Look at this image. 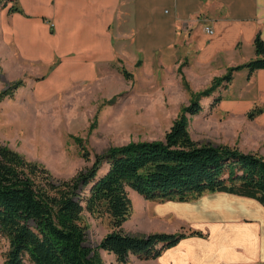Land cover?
Wrapping results in <instances>:
<instances>
[{
	"label": "rangeland",
	"instance_id": "1",
	"mask_svg": "<svg viewBox=\"0 0 264 264\" xmlns=\"http://www.w3.org/2000/svg\"><path fill=\"white\" fill-rule=\"evenodd\" d=\"M1 12L0 90L10 86L12 93L0 101V141L45 165L57 178L69 177L89 166L94 154L109 146L163 138L182 106L234 65L224 69L215 62L195 65L188 60L191 51L169 48L145 59L139 55L131 61L118 58L107 67L97 68L90 78L53 83L46 76L53 69L50 62L22 59L18 46L5 39L8 22ZM120 67L130 76L124 75ZM246 71V67L237 69L226 87L222 84L208 96L199 95L201 110L188 115L187 127L200 142L228 143L264 156L260 152L264 151V124L256 121V114L248 115L258 105L240 113L219 102L211 103L218 93L221 103L243 91L253 96L250 86H244ZM129 196L132 211L122 224L124 230L145 234L194 229L175 213L174 204L183 205L189 200L147 199L132 188ZM81 217L87 227L86 243L97 247L101 237L111 230L109 217L85 209ZM7 247V240L0 236V264ZM98 250L103 264H151V258L139 259L132 254L119 262L113 253ZM24 259L23 264H32Z\"/></svg>",
	"mask_w": 264,
	"mask_h": 264
},
{
	"label": "trees",
	"instance_id": "2",
	"mask_svg": "<svg viewBox=\"0 0 264 264\" xmlns=\"http://www.w3.org/2000/svg\"><path fill=\"white\" fill-rule=\"evenodd\" d=\"M8 11H20L17 0H0ZM254 56L230 65L210 85L182 106L161 139L130 140L94 154L92 163L69 177H54L36 160L25 157L0 141V236L8 243L2 264H103L99 248L119 262L129 255L139 259L158 256L199 229L130 233L122 224L132 211L129 188L144 198L190 200L203 193L225 191L253 197L264 205V156L228 143L194 139L188 115L201 110L199 95L208 96L217 86L230 83L237 69L249 75L264 67V39L253 37ZM121 72L129 77L123 67ZM0 90V101L10 95ZM220 94L213 97L215 104ZM262 110L257 106L251 117ZM88 158V153L84 152ZM107 215L111 230L97 247L86 243L81 213ZM98 248V249H97Z\"/></svg>",
	"mask_w": 264,
	"mask_h": 264
},
{
	"label": "crops",
	"instance_id": "3",
	"mask_svg": "<svg viewBox=\"0 0 264 264\" xmlns=\"http://www.w3.org/2000/svg\"><path fill=\"white\" fill-rule=\"evenodd\" d=\"M17 2L20 11H8L10 2L0 5L8 22L5 39L18 46L22 59L50 62L46 76L53 83L90 78L118 58L145 59L169 48L191 51L188 60L195 65L215 62L224 69L254 55L257 32L264 39V0ZM204 24L213 32L206 33ZM247 72L244 86L253 96L243 91L219 103L240 113L261 106L255 119L264 124V67ZM183 205L174 204L176 217L202 234L181 238L151 264H264V205L258 200L214 191Z\"/></svg>",
	"mask_w": 264,
	"mask_h": 264
},
{
	"label": "built area",
	"instance_id": "4",
	"mask_svg": "<svg viewBox=\"0 0 264 264\" xmlns=\"http://www.w3.org/2000/svg\"><path fill=\"white\" fill-rule=\"evenodd\" d=\"M204 31L208 34L212 33L213 32V29L212 27L209 25V24H204Z\"/></svg>",
	"mask_w": 264,
	"mask_h": 264
}]
</instances>
